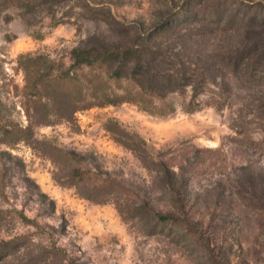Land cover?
<instances>
[{
	"label": "rangeland",
	"instance_id": "obj_1",
	"mask_svg": "<svg viewBox=\"0 0 264 264\" xmlns=\"http://www.w3.org/2000/svg\"><path fill=\"white\" fill-rule=\"evenodd\" d=\"M262 17L264 0H0V264H264ZM153 30L212 68L195 110L190 88L147 108L73 67Z\"/></svg>",
	"mask_w": 264,
	"mask_h": 264
},
{
	"label": "trees",
	"instance_id": "obj_2",
	"mask_svg": "<svg viewBox=\"0 0 264 264\" xmlns=\"http://www.w3.org/2000/svg\"><path fill=\"white\" fill-rule=\"evenodd\" d=\"M257 17V15H252L250 21L255 23ZM260 20L261 28H264V17ZM168 26L170 23L162 21L158 28ZM157 33L154 30L147 34L140 32L133 37L134 40H131L130 43L115 41L93 49L77 47L72 51L73 67L105 66L109 77L129 79L138 86L137 94L147 108H149L147 104L153 105L156 104V101L163 102L172 93L185 95L186 90L190 88L189 101L185 103V107L187 110L193 111L201 105L200 95L205 86L211 83V85H215L211 81L212 78H216L215 75L212 73L208 75L212 68L188 63L190 58L185 54H181V56L177 52L169 53L166 50L154 48L153 44L156 42ZM182 43L178 42L180 46ZM251 49H260L262 54L264 52V39L254 41ZM183 56H186L187 60ZM247 56V54L242 53V57L239 59L235 58L232 61L230 58L228 65L233 62V71L238 73L241 70L239 67L247 64L245 61ZM66 77H71L70 72L64 73L62 76V78ZM35 84L37 85V83ZM118 97H109L107 102H115ZM154 106L157 107V105ZM136 146L133 147L134 150L145 149L144 147L141 149L139 143ZM160 218L167 220L170 217L161 215Z\"/></svg>",
	"mask_w": 264,
	"mask_h": 264
}]
</instances>
